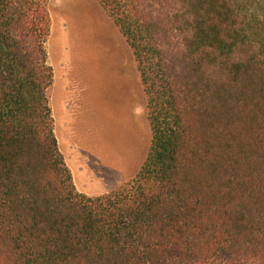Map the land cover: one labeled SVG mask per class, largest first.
Returning <instances> with one entry per match:
<instances>
[{"label":"trees","instance_id":"1","mask_svg":"<svg viewBox=\"0 0 264 264\" xmlns=\"http://www.w3.org/2000/svg\"><path fill=\"white\" fill-rule=\"evenodd\" d=\"M152 131L138 173L80 192L60 150L50 0H0V264H264V0H95Z\"/></svg>","mask_w":264,"mask_h":264},{"label":"rangeland","instance_id":"2","mask_svg":"<svg viewBox=\"0 0 264 264\" xmlns=\"http://www.w3.org/2000/svg\"><path fill=\"white\" fill-rule=\"evenodd\" d=\"M50 10L47 49L55 73L50 96L59 147L78 190L103 194L132 179L150 151L137 63L97 1L50 0Z\"/></svg>","mask_w":264,"mask_h":264},{"label":"bare ground","instance_id":"3","mask_svg":"<svg viewBox=\"0 0 264 264\" xmlns=\"http://www.w3.org/2000/svg\"><path fill=\"white\" fill-rule=\"evenodd\" d=\"M65 20V19H64ZM62 21V22H65V21ZM54 22V21H53ZM67 23V22H66ZM65 23V24H66ZM54 27V26H53ZM64 28H68V27H64ZM61 29H63L62 27H61ZM62 31V30H61ZM64 31V30H63ZM53 33H54V30H53ZM67 33H68V31H67ZM53 35V34H52ZM62 35V34H61ZM67 35V34H66ZM69 36V35H68ZM62 37H64V33H63V35H62ZM66 38V37H65ZM68 38V37H67ZM58 41H60V40H58ZM66 41V40H65ZM55 42H57V41H55ZM63 42V41H62ZM61 44V43H60ZM68 45V44H67ZM65 50V49H64ZM65 51H67V49L65 50ZM51 52V51H50ZM66 54V53H65ZM66 56V55H65ZM61 60V59H60ZM62 62V61H61ZM68 62V61H67ZM63 64H64V62H63ZM66 64V63H65ZM65 67V66H64ZM66 68V67H65ZM65 72H66V69L64 70ZM67 73V72H66ZM63 82H64V80H63ZM61 95H62V93L60 92V96L59 97H61ZM65 95V94H64ZM60 102H61V100L59 99V101H57V102H55V106L56 105H58V107H56V109H55V111L57 112V110L59 109V106H60ZM53 104H54V102H53ZM53 108H55V107H53ZM59 112V111H58ZM56 114V113H55ZM56 117V116H55ZM60 140V139H59ZM61 141V140H60Z\"/></svg>","mask_w":264,"mask_h":264}]
</instances>
